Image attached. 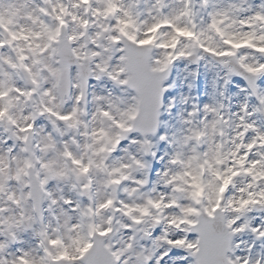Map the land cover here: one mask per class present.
Listing matches in <instances>:
<instances>
[{"label": "snow or ice", "instance_id": "6c2138e0", "mask_svg": "<svg viewBox=\"0 0 264 264\" xmlns=\"http://www.w3.org/2000/svg\"><path fill=\"white\" fill-rule=\"evenodd\" d=\"M184 2L186 7L178 16L191 17L190 0ZM204 2L207 6V0ZM261 7L264 8V5ZM138 10L136 0H42L35 6L25 2L15 16L0 20V131L7 135V140L0 142L9 145L7 157L0 152V229L7 226L8 236L14 241L19 239V229L31 230L43 253L33 256L25 250L22 264H57L60 260L79 264H112L113 258L117 261L120 259L107 243V237L113 231L110 226L113 218H104L108 227L95 220L96 216L113 205L111 198L81 208L71 198L63 197V204L71 206V211H66L63 219L50 207L46 210L45 205L59 203L50 190L55 181H71V186L76 187V182L87 177V182H80L79 188L90 190L93 187L90 172L94 161L89 158L85 162L83 155L75 154L67 138L62 141V150L58 151L57 136L63 137L66 132L80 127V105L86 102L94 82L106 77L125 88L129 95L109 98V108L101 106L93 113L102 118L101 124L103 119H110L120 131L112 135L101 126L92 135L98 133L97 138L103 137L107 143H117L124 139V133L138 134L144 139L138 141L133 138L130 141L132 144H139L144 152H149L152 147L147 137L154 135L159 127L162 97L166 91L164 84L169 79L172 65L179 57L191 55L182 50L178 56L167 54L163 59L154 56L155 30L160 24H173L175 28L176 35L172 36L171 43L158 45L162 49L176 47L178 36L193 37L195 34L192 28L176 26L172 17L165 16L147 27L144 38H138L134 32L128 31L130 27H136ZM21 12L28 23L18 19ZM209 15L210 28L222 37L227 36L224 42L233 48H240L241 45L257 48L253 41H264V32L259 35L254 31L242 35L226 33L221 24L231 19L227 7H217ZM254 21L264 22V11H257L240 23L253 27ZM205 50L221 58L235 55L230 51L217 52L214 48ZM258 51L264 53V46H259ZM224 67L227 71L223 87L227 89L233 77L247 73L243 77L247 89L243 90H250L258 101L251 109L247 103L241 106L237 113L238 123L229 138L232 145L227 153L230 162L227 171L231 173L229 179L241 176L248 179L238 189L241 198L236 203L239 206H235L232 200L228 203L235 212L242 213L250 206L264 205V187L253 191L259 182H264V127L259 123V118L264 117V62L253 66L245 63L244 57H239L235 66L225 63ZM220 79L218 77L217 89L220 88ZM94 98L97 101L104 99L100 96ZM28 105H31L30 110ZM113 107L117 109L120 119L112 115L110 109ZM204 107L217 114L215 107L207 104ZM45 114L52 117L50 123L54 131L41 133L40 139H37V126L43 122ZM223 121L224 116L220 112L218 118L208 125L213 132L210 150L217 163L224 157L223 144L215 143L217 134L224 136L223 128L218 133L216 131ZM61 123L63 128L60 127ZM206 137L207 129H197L188 139L201 141ZM160 139L165 137L161 136ZM71 140L78 143L75 136ZM16 145H19L18 149ZM83 147L85 151L92 150L96 154L93 145L85 144ZM17 151L20 155L16 154ZM105 151L106 147L99 149L100 153ZM198 156L190 160L198 159ZM179 159L177 154L172 162L176 163ZM184 175L192 173H177L171 179L182 180ZM214 175L220 177L221 173L216 171ZM13 183L18 187H13ZM110 183L119 181L112 180ZM206 189L212 193L225 191L223 186L217 189L214 184L196 177H193L190 187L176 185L174 193L184 194L200 205L183 207V217L153 216L147 206L138 209L144 216H150L151 223L155 225L166 223L177 228L187 225L182 229L187 235L182 234L177 238H169L166 228L157 227L153 233H149L172 248L171 252L160 253V264H165L166 260L172 264L173 258L176 264H224L231 235L243 231L244 227L239 224V217L223 219L219 215L223 208L221 197L206 194ZM245 192L247 198H244ZM205 198L207 202L203 203ZM121 203L124 204L123 201ZM176 203L174 196L171 204L165 207H172ZM147 204L162 210L159 200L149 198ZM124 207L131 206L124 204ZM49 213L55 218V225L46 219ZM72 213L79 215L74 217ZM132 219L137 224L143 223L142 219ZM125 227L130 228V225ZM161 231L164 235H160ZM252 231L259 232L260 229L254 227ZM65 235L68 243H65ZM3 247L4 244L0 242V248ZM53 249L58 251L53 252Z\"/></svg>", "mask_w": 264, "mask_h": 264}, {"label": "clouds", "instance_id": "9594fccd", "mask_svg": "<svg viewBox=\"0 0 264 264\" xmlns=\"http://www.w3.org/2000/svg\"><path fill=\"white\" fill-rule=\"evenodd\" d=\"M25 2L30 6H35L42 3V0H0V20L15 16ZM136 3L139 4V10L136 12V27H130L128 31L134 32L138 38H144L147 27L165 16L172 17L176 26L192 28L195 34L193 37L178 36L176 47L162 49L158 45L171 43V38L176 35V32L173 24H160L155 30L156 44L152 48V53L161 59L167 54L178 56L182 50L191 53L190 56L179 57L177 61H182L186 66H190V71L193 73L192 82H195L194 73L196 69L200 68L202 64L205 67L212 65L222 73L219 81L220 88L209 93L208 102L203 104L193 103L191 99L179 98L176 101V113L167 120L161 121L159 125L168 134L161 135L157 131L154 135H149L147 139L151 141L152 147L149 152H144L139 144L130 142L133 138L138 141L144 139L138 134L133 136L132 133H124V139L117 143H107L103 137L97 138L98 133L96 136L92 135L101 126L107 128L112 135L120 131L112 120L103 119V124H101L102 118L93 115V113L101 106L109 108L107 103L109 98L116 99L129 95L125 88L114 84L106 77L94 82L95 87L89 89L86 102H82L80 105V127L70 133L66 132L63 137L57 136V143L60 146L58 151L62 150V141L67 138L69 146L75 154L83 155L85 162L89 158L94 161L90 172L93 187L90 190L79 188V183L87 182V177L76 182V187L71 186L73 183L71 181H55L50 190L59 203L51 206L46 204L45 208L47 210L50 207L63 219L64 213L71 211V206L63 204V197L71 198L74 204H78L81 208H86L90 203L95 204L111 198L114 201L113 205L96 216L95 220L97 223H104V226L108 227L109 225L104 222V218L107 216L113 218L110 225L113 231L107 237V243L111 250L119 254L120 259L117 261L113 258L112 264H160V253L162 251L171 252L172 248L165 241L158 240L157 236L149 235V233H153L157 227L166 228L169 238H177L182 234L187 235V233L182 232V229L186 228L187 225H181L179 228L169 226L166 223L155 225L151 223L150 216H144L138 209L147 206L153 216L159 214L167 218H171L173 215L183 217L181 211L183 207H200V205H197L195 201L184 194L174 193V188L177 184L190 187L193 177H196L205 183L214 184L217 189L220 186L224 187L223 193L218 190L212 193L210 189H206V194L219 195L223 204L219 215L225 220L239 217V224L244 227L243 231L231 235V244L225 253L224 264H264V235H261V232H264V205H253L248 207L245 212L237 213L228 203L229 200H232L235 206H239L236 203L241 198L238 189L244 186L246 179H248L243 176L229 179L231 173L227 171L230 163L227 153L232 147L229 138L238 123L237 113L241 106L247 103L251 109L252 106L258 104V101L251 95L250 90H231V83L227 89L223 87V78L227 71L224 64L228 63L235 66L239 57H244L245 63L253 66L264 62V53L258 51L259 46H264V41L254 40L253 43L257 45V48H249L246 45L233 48L232 45L224 42L227 36L222 37L210 28L211 17L209 15L217 7H227L230 9L231 19L221 24L226 33L242 35L254 31L259 35L264 32V22L254 21L253 27H250L248 24H241L240 21L252 17L257 11H264V8L261 7L264 5V0H207V6H205L204 0H190L191 17L178 16L186 7L184 0H136ZM18 19L22 23H28L23 19V12L20 13ZM148 35L153 34L149 33ZM205 48H214L217 52L230 51L235 55L221 58L206 51ZM245 75L247 73H242L239 77L241 82H245L243 78ZM244 89H247V83ZM95 96L104 99L97 101ZM206 104L215 107L217 114L206 109L204 107ZM27 107L29 110L31 109V105ZM164 110L168 111L167 106L164 107ZM110 111L116 119H120L115 107L111 108ZM220 112L223 113L224 121L217 127L216 131L218 133L220 128H223L224 136L220 137L217 134L215 143L223 144L224 157L220 163H217L214 159V153L210 150V147L213 146V132L208 125L218 118ZM37 118L40 119V117ZM51 120L52 117L47 114L42 117L43 122L37 126V139H40L41 133L46 134L48 131H54L50 123ZM57 123L60 122L57 121ZM259 123L261 127H264V117L259 118ZM60 127L63 128L64 125L61 123ZM197 129L201 131L207 129V137L201 141L188 139L192 136V131ZM85 133L89 135H85ZM72 136L76 137L78 143L71 140ZM161 136H164L165 139L161 140ZM0 140H7V135L3 134L2 131H0ZM85 144L93 145L96 154H93L92 150L85 151L83 147ZM8 147L7 143L0 142V152H3L5 157L8 155L6 151ZM16 147L18 149L19 145ZM101 147H106V151L100 153ZM194 149L195 151H193ZM16 154L20 155L19 151ZM177 154H179L180 159L173 163L172 161ZM197 154H199L198 159L190 160ZM69 167H71L70 161ZM115 169H119V171H115ZM186 171L191 172L192 175H184L182 180L172 181L173 175L183 174ZM216 171L221 173L220 177L214 175ZM112 180L119 181V183H110ZM226 180L228 181L227 184H225ZM253 183L257 184V182ZM12 186L18 187L15 183ZM259 187H264V182H259L253 191H258ZM243 195L244 198H247V192ZM174 196L177 203L172 207H165L166 204H171ZM149 198L161 201L162 210H157L152 205H148L147 200ZM254 198L258 199V197ZM121 201L131 207L125 208ZM206 202L205 198L203 203ZM72 215L76 217L79 213H72ZM133 217L142 219L143 223H135ZM46 219L52 225L56 224L55 218L50 213ZM126 225H130V228H126ZM254 227L259 228L260 231L253 232L252 228ZM17 235L19 239L14 241L8 236L7 226L0 229V242L4 244V247L0 248V264H14V262L15 264H22L25 250L33 256L43 254L38 246L39 241L31 230L21 228ZM160 235H164V232L161 231ZM65 243H68L67 235H65ZM56 251L58 249H53V252ZM57 264H79V262L60 260ZM165 264H168L167 260ZM172 264H176L174 258Z\"/></svg>", "mask_w": 264, "mask_h": 264}, {"label": "rangeland", "instance_id": "374dc122", "mask_svg": "<svg viewBox=\"0 0 264 264\" xmlns=\"http://www.w3.org/2000/svg\"><path fill=\"white\" fill-rule=\"evenodd\" d=\"M178 62L179 64L177 71H175V75L173 74L172 78L166 81L164 85L167 94L166 106L168 111L163 110L161 115L162 121L167 120L171 115L176 113V108L174 109L173 103H176L179 98L191 99L193 103H197L194 98L196 91L202 92V102L207 103L210 98L209 93L214 92L217 89L216 85L218 77L222 75V73L215 69L214 66L209 65L205 67L202 64L194 73L195 82L193 83V73L190 71V66H186L182 61ZM93 87H95V83ZM243 89V82L238 80V78L233 77L231 90L239 91ZM159 134L167 135L168 133L161 128ZM257 223H259V221H257Z\"/></svg>", "mask_w": 264, "mask_h": 264}]
</instances>
